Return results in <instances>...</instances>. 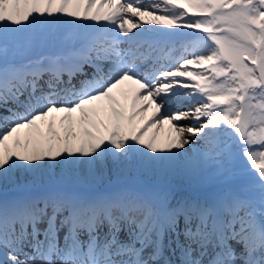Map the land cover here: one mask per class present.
I'll return each mask as SVG.
<instances>
[{
	"label": "snow or ice",
	"instance_id": "obj_1",
	"mask_svg": "<svg viewBox=\"0 0 264 264\" xmlns=\"http://www.w3.org/2000/svg\"><path fill=\"white\" fill-rule=\"evenodd\" d=\"M0 264H264V0H0Z\"/></svg>",
	"mask_w": 264,
	"mask_h": 264
}]
</instances>
